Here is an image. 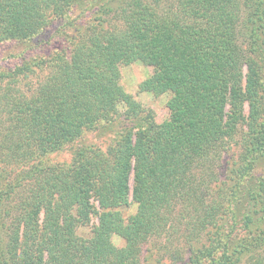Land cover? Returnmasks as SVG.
Returning a JSON list of instances; mask_svg holds the SVG:
<instances>
[{"label":"trees","instance_id":"trees-1","mask_svg":"<svg viewBox=\"0 0 264 264\" xmlns=\"http://www.w3.org/2000/svg\"><path fill=\"white\" fill-rule=\"evenodd\" d=\"M73 1L0 0V36L27 44L46 26L41 9L51 8L55 21ZM121 1L119 33L144 65L159 66L155 79L144 84L172 94L176 119L146 133H123L105 159L96 154L65 169H33L35 164L28 163L36 152L43 155L63 139L78 137L89 124L106 121L115 109L123 96L116 87L112 56L118 38L109 27L100 28L103 21L97 29L76 31L78 43L69 59L51 65L29 94L14 87L5 91L8 78L0 77V107L9 109L0 116L1 173L9 186L0 196V264H141L149 238L170 240L181 231L186 252L182 256L181 248L173 258L181 256L182 264H264V180L251 192L247 209L236 211L232 201V210L227 207L216 215L186 178L187 161H197L222 136L221 101L236 103L237 94L227 91L233 29L239 18L236 1L180 0L190 23L146 0ZM257 1L245 4V25L259 31L264 29V4ZM104 11L107 16L117 14L106 5ZM61 32L54 31L66 38ZM35 58L15 69L16 86L22 82L20 75L34 73L39 62ZM256 64L246 75L244 90L254 134L264 127L263 63ZM90 199L98 202V224L86 240L76 229L93 213ZM129 200L136 211L124 218L119 210ZM196 206L203 210L194 211ZM240 231L243 235L230 244ZM112 234L121 238L122 246L111 242Z\"/></svg>","mask_w":264,"mask_h":264},{"label":"rangeland","instance_id":"rangeland-1","mask_svg":"<svg viewBox=\"0 0 264 264\" xmlns=\"http://www.w3.org/2000/svg\"><path fill=\"white\" fill-rule=\"evenodd\" d=\"M120 1L75 0V3L73 1L72 4L67 5L64 15L55 21H53L51 8L41 9L39 15L46 21V26L41 29V32L33 35L27 44L20 40H9L0 36V77L8 78L3 88L7 91L14 87L25 94L32 93L31 91L41 83L45 75L48 74L51 65L66 62L69 59L73 47L78 43L76 31L97 29L98 24L103 21L100 28L107 29L109 27L113 36L118 38L112 50V56L116 70V87L121 89L123 96L115 109L108 113L104 119L106 121L100 123L101 120H98L95 125L89 124L78 137L69 140L63 139L43 155L39 156V153L36 152L34 159H29L31 162L28 163L30 166L35 164L31 166L33 169L34 167L40 169L51 166L79 165L85 159L96 154L104 158L107 156L108 149L115 145L120 136L124 135L123 133L128 131L132 135L138 131L146 133L151 127L169 124L173 118L176 119L171 107L172 94L168 91H155L144 84L147 80L155 79L159 72V66L144 65L131 51L125 37L119 33L123 28L121 19L118 17ZM146 1L152 5L155 4L157 9L169 11L178 20L192 22L183 12L182 7L180 8V0ZM235 1L238 6L239 18H237L238 23L233 29L232 47L230 46L233 56L232 63L229 65L232 77L229 80L227 91L229 94L232 89V93L237 94L236 103L227 100V98L221 101L222 136L204 150L201 154L202 157L197 161H187L186 164L189 171L186 178L190 180L189 182L192 181V184L189 183L190 186H188L196 191L199 200H203L205 205L208 204L211 208L216 209V215L227 207L228 210H232L233 204H235L236 211L243 207L244 210L247 209V199L250 198L251 192L257 191L260 181L264 180V127L258 134L250 132L248 123L250 104L244 94L248 80L246 75L250 68H256V63L260 60L263 63V71L260 76L262 77L264 96V29H259V31L247 29L245 25L247 15L245 4L256 5L257 0ZM262 2L264 4V0ZM104 5L113 8L115 12L118 11L117 14H113L114 16L105 15ZM67 20H69L70 26L66 25ZM59 29L66 35V38L54 33ZM245 48L247 49L245 50ZM34 57L39 61L37 67H33L34 73L25 74L26 77L23 78L20 75L18 78L22 79V82L16 86L13 80V75H16L15 69L21 70L23 63H31ZM261 108H264V102H262ZM8 110H2L0 107V116L6 115ZM108 121L110 122L107 123ZM176 121L179 122L180 118H177ZM260 121L264 124V112L260 114ZM1 140L0 136V143ZM3 155L0 152V196L9 190L5 176L1 173ZM132 185L131 172L129 176L130 189ZM7 201L9 202V200ZM232 201H234L233 204ZM237 201L238 203H235ZM90 203L93 213L90 215L89 221L76 229L77 236L86 240H89L92 229L98 224L96 215L99 211L98 202L95 199H90ZM181 206L182 203H179L178 209ZM198 209L203 210L199 206L194 211ZM119 211L126 218L135 213L136 205L129 200L128 204L120 207ZM2 219V222L7 226L8 218L4 216ZM184 223L182 221L180 225ZM182 233L181 231L174 235L171 234L170 240L149 238L148 243L142 247L141 264H182L181 256L179 259L173 258L174 254L179 253L182 249V256L186 252L185 245H182L184 241L181 237ZM243 233L240 231L236 236H232L229 243H235ZM110 239L117 247L123 245L121 238L113 234ZM205 263L207 262L204 261Z\"/></svg>","mask_w":264,"mask_h":264}]
</instances>
